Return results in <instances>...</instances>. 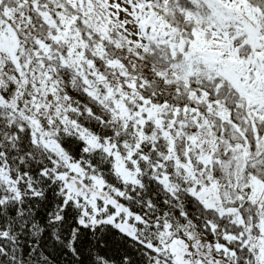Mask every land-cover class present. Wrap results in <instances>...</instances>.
<instances>
[{"label": "snow or ice", "instance_id": "6c2138e0", "mask_svg": "<svg viewBox=\"0 0 264 264\" xmlns=\"http://www.w3.org/2000/svg\"><path fill=\"white\" fill-rule=\"evenodd\" d=\"M0 264H264V0H0Z\"/></svg>", "mask_w": 264, "mask_h": 264}]
</instances>
